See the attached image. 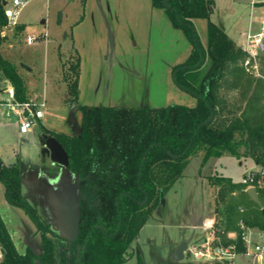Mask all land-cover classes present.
Listing matches in <instances>:
<instances>
[{
	"label": "trees",
	"instance_id": "obj_1",
	"mask_svg": "<svg viewBox=\"0 0 264 264\" xmlns=\"http://www.w3.org/2000/svg\"><path fill=\"white\" fill-rule=\"evenodd\" d=\"M163 9L173 27L181 29L192 44L187 59L175 66L176 83L196 97V104L173 103L160 107H117L77 103L80 61L65 75L68 99L77 103L82 114L81 130L76 135L50 132L65 147L70 157L68 169L79 177V230L69 240L54 230L23 193L22 170L18 162L4 165L0 155V180L6 196L31 215L41 237V251L26 245L19 251L0 216V264H78L83 248L88 247L80 264H128L130 248L161 199L184 175L195 156L202 165L211 158L231 155L264 163V50L259 54L261 76L246 71V52L218 24L210 20L215 0H151ZM206 19L207 46L193 20ZM5 5L0 0V74L16 90L17 98L28 99L27 85L18 65L7 58L3 45L6 29ZM207 70L198 84L185 76L188 70ZM236 91L230 103L225 92ZM214 111L213 120L202 125ZM216 191L219 215L217 234L224 243L237 233L243 249L240 221L249 227L264 228V212L246 192V185L221 174L207 177ZM264 208V187L257 186ZM119 199V203H118ZM145 204H141L142 202ZM195 239V238H194ZM137 264H150L139 261ZM158 264H203L191 260Z\"/></svg>",
	"mask_w": 264,
	"mask_h": 264
},
{
	"label": "rangeland",
	"instance_id": "obj_2",
	"mask_svg": "<svg viewBox=\"0 0 264 264\" xmlns=\"http://www.w3.org/2000/svg\"><path fill=\"white\" fill-rule=\"evenodd\" d=\"M4 1L5 8L12 6L13 0ZM232 7L237 8L235 14ZM210 20L243 40L251 29L250 21L264 29V0H220ZM193 23L206 47L208 21L196 18ZM19 25L22 27L19 34L11 31L3 45L5 56L18 65L30 89L28 99L44 100L46 105L42 124L37 122L28 134L19 133L15 116L4 118L6 126L0 127L1 158L6 162L20 159L28 174L53 184L58 195L67 190L64 221L60 226L67 236H72L77 193L74 185L63 182L65 167L54 165L43 152L44 137L50 132L73 135L81 130L82 114L77 103L117 107H160L173 103L194 106L196 97L178 86L173 72L176 65L187 59L192 44L181 29L172 26L163 9L152 6L151 0H28L20 13ZM27 35H36L39 40L29 46L25 43ZM76 57L80 61L77 103L68 99L64 79L72 74L70 66ZM206 70L207 66L191 69L185 76L198 84ZM8 84L0 74V87ZM225 94L230 103L235 102L236 91ZM5 112L6 108L0 107V121ZM257 168L253 162L241 164L231 155L213 157L203 165L202 156H195L183 177L165 194L162 212L155 211L140 230L127 263L173 262L181 242L178 241L191 235L190 229L182 226L186 215L217 214L216 191L209 187L207 176L221 174L239 182ZM4 189L0 181V216L18 250L23 252L30 245L41 251V237L33 218L25 208L9 202ZM22 189L40 215L49 220L44 201L40 203L38 199L37 204V197L27 187ZM25 189L28 191L24 192ZM53 228L63 233L59 222ZM203 235L205 231L198 228L195 239ZM56 259V264H62L59 254ZM187 259L190 260L186 253ZM236 264L249 261L238 257Z\"/></svg>",
	"mask_w": 264,
	"mask_h": 264
},
{
	"label": "built area",
	"instance_id": "obj_3",
	"mask_svg": "<svg viewBox=\"0 0 264 264\" xmlns=\"http://www.w3.org/2000/svg\"><path fill=\"white\" fill-rule=\"evenodd\" d=\"M28 0H13L11 7L5 8V16L8 23L6 29L15 28L19 24V16ZM39 37L27 35L25 43L29 46L36 44ZM246 58L243 66L246 71L261 76V64L259 54L264 50V31L250 29L241 42ZM5 97L0 99V106L6 108V116L17 118L19 133L28 134L32 131L37 120L43 116L45 108L44 100L17 98L15 87L10 83L4 88ZM247 188L252 186H264V163L259 168L247 173L242 181ZM246 188V189H247ZM219 220L218 214L204 216L203 225L200 227L205 231V235L193 239L189 244L187 255L191 261L203 264H236L238 257H244L249 264H264V228L249 227L240 221V238L243 249L238 248L237 233L229 234V238L234 239L231 243H224L217 234L216 223ZM2 250L0 249V259Z\"/></svg>",
	"mask_w": 264,
	"mask_h": 264
},
{
	"label": "crops",
	"instance_id": "obj_4",
	"mask_svg": "<svg viewBox=\"0 0 264 264\" xmlns=\"http://www.w3.org/2000/svg\"><path fill=\"white\" fill-rule=\"evenodd\" d=\"M218 1H220V0H215V7H214V11H213V13L215 12V9H216V7H217V2ZM254 2V4L256 5V4H258V2L257 1H253ZM231 12L232 13H236L237 12V8H235V7H232L231 8ZM212 13V14H213ZM250 26H251V28L252 29H254V30H258V29H260L261 30V25L259 24V23H256V22H252V21H250ZM225 31H226V33L230 36V38H232L234 41H236L239 45H241V42H242V40L241 39H238V38H235L232 34H231V32L230 31H227L226 30V28H224L223 26H221ZM263 31H264V29H263ZM2 76V75H1ZM7 80V79H6ZM8 81V80H7ZM3 87H0V99H2V98H4L5 97V92L3 91ZM30 89L28 88L27 89V94H28V97H29V91ZM1 107V106H0ZM44 115V114H43ZM5 117H7L6 116V114L4 113V115H2V120L0 121V127H3V126H6L5 124H4V118ZM43 117V116H42ZM42 117L41 118H39L38 120H37V122H39L40 124H42ZM15 126L17 127V120H16V122H15ZM17 129H18V127H17ZM32 132V131H31ZM79 132H80V130H79ZM76 134V133H75ZM49 136H51V135H49ZM47 137V136H46ZM43 145H44V140H43V143H42ZM0 155H1V153H0ZM239 161L241 162V164H243L244 162H253L255 165H256V168L258 167V165L259 164H257V163H255L251 158H242V159H239ZM16 162H18L19 164H20V166H21V170H22V183H23V187L25 186V188L27 187V189L29 190H26V191H24V192H29L31 195H35L36 197H37V200H36V202H37V204H38V201L40 200V203H42L43 201V203H45L46 205H45V208H46V210H48L49 212H47L48 213V219L49 220H46L47 222H49V223H51V225L52 226H56L57 225V223H58V221L60 220V216H58V214L56 213V210H60V209H63V207H64V205H65V200H64V196H65V194H64V192H66L67 190H64L63 192H62V194H56V193H54V190H55V188H54V186H53V184H51V183H48L47 181H45V180H43V179H40V178H34L32 175H30V174H28V172H27V170L23 167V165H22V162L20 161V159L18 160V158H17V161ZM2 163L4 164V165H10V164H13V163H15V161H12V160H10V161H8V162H6V161H4L3 160V158H2ZM53 163V162H52ZM54 164V163H53ZM55 165V164H54ZM56 166H62V165H56ZM64 167V166H63ZM251 169V168H250ZM253 170V169H252ZM252 170H250V171H252ZM249 171V172H250ZM64 175H65V179H63V182H68V185H74V187H75V191L76 192H79V190H78V182H79V179H78V177L76 176V175H73V174H71L70 173V171L68 170V171H66V169H65V172L63 173ZM246 175V174H245ZM244 175V176H245ZM208 177V176H207ZM1 182H2V184H4V182L2 181V180H0ZM208 181V180H207ZM236 182V181H235ZM239 182H241V181H239ZM4 186H5V189H6V185L4 184ZM209 187H210V185H209ZM264 187V186H263ZM51 188H52V190H53V192H52V190H51ZM212 188V187H211ZM4 189V190H5ZM63 189H66V187H64ZM38 194H40V195H43V197H42V199L41 198H39V196H38ZM39 199V200H38ZM163 208H164V205L162 206V208L160 209V211H159V213H161L162 212V210H163ZM54 214V216H53V214ZM214 214H216V213H214ZM211 215H213V214H211ZM187 217H185V220L182 222V226L183 227H185V228H187V229H190V232L192 233L193 232V230L195 229L194 227H195V225H196V223L199 221V219L203 216H200V215H198L197 213H195V212H190L189 214H187L186 215ZM200 228V227H199ZM197 229L198 228H196L195 230H196V232H197ZM196 232H195V234H196ZM200 237V236H199ZM186 239V237H181L180 238V240L178 241V242H180V241H183V240H185Z\"/></svg>",
	"mask_w": 264,
	"mask_h": 264
},
{
	"label": "water",
	"instance_id": "obj_5",
	"mask_svg": "<svg viewBox=\"0 0 264 264\" xmlns=\"http://www.w3.org/2000/svg\"><path fill=\"white\" fill-rule=\"evenodd\" d=\"M165 5L167 4V0L164 2ZM3 4L6 5L7 2L3 0ZM179 69H177L175 72H174V79L176 81V73ZM214 118V111L213 109H211V113H210V116L209 118L204 121L202 123L201 126L203 125H206L208 123H210ZM43 152L46 153L48 156H50L51 158V161L55 164V165H62L65 167L66 171H68V165L70 163V157H69V154L68 152L66 151L65 147L63 146V144L55 137V136H48L45 138L44 140V148H43ZM80 188V183L78 182V190ZM80 192V190H79ZM79 192H76L77 193V206H76V215H75V222H74V228L75 230L73 235L72 236H67L66 235V232L64 231L63 228H61V226L63 225V221H64V218H63V215H65V207H63V209H60V210H56V213L58 214V216H60V220L58 221L59 222V227L62 229L63 233L62 235L65 236L67 239L69 240H74L77 236V233H78V230H79V202H80V194ZM246 192L249 196V198L254 202L256 203L259 207H261L263 209V212H264V208H263V202L259 196V193H258V189L256 186H252V187H249L246 189ZM79 196V198H78ZM146 201L142 202L141 204H145ZM118 203H119V199H118ZM165 204V200H164V197H162L161 199V207ZM203 219H204V215L199 219V221L196 223L195 225V229L196 228H199L203 225ZM61 225V226H60ZM193 230V232L191 233V235L181 241L179 243V245L177 246L176 250H175V253H174V261L175 262H181V261H184L185 258H186V252L189 248V244L193 241V239L195 238V232L196 230ZM87 247H88V241L86 242L84 248H83V253H82V256L81 258L84 256L86 250H87Z\"/></svg>",
	"mask_w": 264,
	"mask_h": 264
},
{
	"label": "flooded vegetation",
	"instance_id": "obj_6",
	"mask_svg": "<svg viewBox=\"0 0 264 264\" xmlns=\"http://www.w3.org/2000/svg\"><path fill=\"white\" fill-rule=\"evenodd\" d=\"M78 133H79V132H78ZM78 133H77V134H78ZM49 135H50V134H49ZM49 135H48V136H49ZM73 135H76V134H73ZM48 136H47V137H48ZM51 136H52V135H51ZM45 138H46V137H44V140H45ZM70 173H71V172H70ZM71 174L76 175V176L78 177V175L75 174V173H71ZM78 179H79V177H78ZM79 194H80V192H79ZM161 208H162V207H160L157 211H160ZM82 253H83V252H82ZM81 256H82V255H81ZM80 261H81V258H80V260L78 261V264H80V263H79ZM60 263H62V262L60 261ZM62 264H63V263H62Z\"/></svg>",
	"mask_w": 264,
	"mask_h": 264
}]
</instances>
